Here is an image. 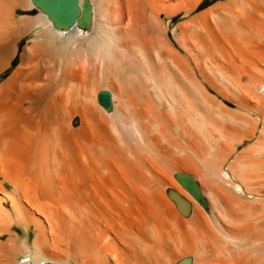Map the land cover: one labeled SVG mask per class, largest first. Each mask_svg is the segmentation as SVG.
<instances>
[{
	"label": "bare ground",
	"instance_id": "1",
	"mask_svg": "<svg viewBox=\"0 0 264 264\" xmlns=\"http://www.w3.org/2000/svg\"><path fill=\"white\" fill-rule=\"evenodd\" d=\"M35 6L0 0V264H264V0Z\"/></svg>",
	"mask_w": 264,
	"mask_h": 264
},
{
	"label": "water",
	"instance_id": "2",
	"mask_svg": "<svg viewBox=\"0 0 264 264\" xmlns=\"http://www.w3.org/2000/svg\"><path fill=\"white\" fill-rule=\"evenodd\" d=\"M33 3L47 12L60 27L73 25L79 14L78 0H33ZM99 103L105 108H109L108 95L101 93Z\"/></svg>",
	"mask_w": 264,
	"mask_h": 264
},
{
	"label": "rangeland",
	"instance_id": "3",
	"mask_svg": "<svg viewBox=\"0 0 264 264\" xmlns=\"http://www.w3.org/2000/svg\"><path fill=\"white\" fill-rule=\"evenodd\" d=\"M212 4H213V2L212 3L208 2V3L205 4V7H209ZM34 8L36 10H35V13L33 15H31L32 17H36L37 15L40 14V11L38 10V8L36 6ZM180 19L181 18H175L174 19L175 21L174 20H170V26H175L177 23H179ZM35 37H36V33L35 32H30L25 38H23L21 43H20V52L23 51L24 48L29 46L32 43V41L34 40ZM17 61L18 62L20 61V57H18ZM7 74H9V72L6 73V75ZM210 93L212 95L215 94L212 90H210ZM230 106L233 107V109L235 108L232 104H230ZM17 229H18L17 235H18V238H19L20 242L22 244H24L23 245L24 247L28 246L27 247L28 250L32 249L31 246H33V240H34V234H35L34 229L33 228L27 229V228H25L23 226L22 227H18ZM26 247L23 248V254L21 255V257H19L20 261H23V260L27 259V257H28L27 256L28 254L26 253L27 252Z\"/></svg>",
	"mask_w": 264,
	"mask_h": 264
}]
</instances>
